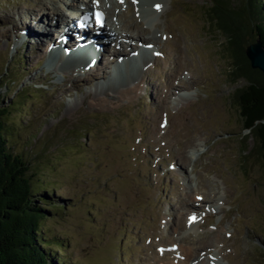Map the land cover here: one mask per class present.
<instances>
[{
  "label": "rangeland",
  "instance_id": "rangeland-1",
  "mask_svg": "<svg viewBox=\"0 0 264 264\" xmlns=\"http://www.w3.org/2000/svg\"><path fill=\"white\" fill-rule=\"evenodd\" d=\"M37 1L0 0V105L8 109L13 149L49 175L45 186L65 203L42 224L48 237L67 241L57 253L68 264H157L160 258L170 264L184 261L180 247L191 246L198 252L190 264H264V167L233 98L246 80L234 79L227 37L206 14L212 0H95L108 27L122 28L132 6L155 57L143 55L123 78H112L110 65L90 81L93 65L69 66L53 51L76 46L63 17L47 15L45 46H38L40 34L24 29L44 27ZM44 1L48 13L60 7L79 14L69 0ZM241 3L231 0L233 7ZM105 31L95 41L93 33L83 36L98 46V65L113 49L132 52L126 38L123 47ZM174 48L180 53L166 61ZM13 56L24 67L14 66ZM158 61L164 71L154 67ZM139 82V95L117 96ZM96 89L119 101L94 100Z\"/></svg>",
  "mask_w": 264,
  "mask_h": 264
},
{
  "label": "trees",
  "instance_id": "trees-1",
  "mask_svg": "<svg viewBox=\"0 0 264 264\" xmlns=\"http://www.w3.org/2000/svg\"><path fill=\"white\" fill-rule=\"evenodd\" d=\"M241 2L233 7L231 0H212L206 14L209 23L227 37L225 51L234 79L246 80L233 98L243 127L256 138V151L264 167V75L252 68L246 56L247 43L259 39L264 47V0ZM15 56L14 66L24 67L23 59L18 62ZM5 78L4 84L9 85ZM7 116L6 105H0V264H68L69 258L57 253L65 250L67 241L48 237L42 226L46 218L66 209L65 203L45 186L49 175L43 174L25 152L13 149Z\"/></svg>",
  "mask_w": 264,
  "mask_h": 264
},
{
  "label": "bare ground",
  "instance_id": "bare-ground-1",
  "mask_svg": "<svg viewBox=\"0 0 264 264\" xmlns=\"http://www.w3.org/2000/svg\"><path fill=\"white\" fill-rule=\"evenodd\" d=\"M78 3H79L78 0H77V2H76V0H71V1L69 0L68 1L69 8H74L76 5H78ZM87 5H89V6L90 5H94V0H87ZM46 9H48V3L47 2H45L44 0L37 1V6L35 7V10H37V11L40 10V13H38V14H41V15H38L37 14V17L36 18H37V21H38L39 24H44V27L42 25V27H38L37 30L34 29V27L32 28V26L31 27H29V26L24 27V29H26L29 33L34 34L33 36H36V35L40 34L43 37V39H41L38 42V46L39 47L41 45H43V46L47 45V43H49L50 40H51V37L49 35L50 34L49 33L50 29L48 31L45 29V26H47V25L50 26V21L52 20V18H51V20L48 21V16H47L48 14H55L57 16V18L63 17L62 22H65L67 26H68V23H69L70 19L67 20L64 17H66V18H69V17L72 18L74 15L77 14V12L76 11L74 12L73 10H71L68 13L66 10H63L60 7L59 8H55L54 11H51L49 13H48V11H46ZM132 12H133V7L130 6L128 8V10L125 12L126 15H127V17H128V20L123 25L122 28H119L115 24H111L109 27H108V24H106V23L104 25H101L99 27V29L102 30V33L100 35H103L104 34V30H106L105 31L106 36H107L106 39H109L108 37H115L114 39H116V40L118 38H126L129 41H131V42L134 41V42H136L138 44H141L144 47H146V51H145V54H144L145 56H148V57L151 56L152 57L151 50H152V46H153L152 45L153 44V41L151 40V38H149L148 36H146V32L147 31L144 29V27L142 26V24L139 21H136L134 19L133 15H132ZM78 16H79V14L76 15V18ZM8 20H10V19L9 18H3L2 19V21H5V22H7ZM15 27L16 28H19V25H15ZM72 27H74V26H72ZM86 28H84V32H83L84 35L88 34V32L90 30V29L88 30ZM119 29H122V32H119ZM73 30H74L75 33L74 32H70V33L75 35L74 36L75 37V45H77L78 43H82V42L83 43L89 42V41H87V39H89L88 36H87L88 38H84L83 37L84 35L81 34V36H78L77 37L76 36V30L74 28H73ZM135 30H137V31H135ZM92 36L90 35V39L92 37V41H95L96 40L95 34L93 33ZM135 45L136 44H134V45L131 44L130 45V48L132 49V52L133 51H136V48L137 47ZM120 46H122V43H120ZM180 49L181 48H179V49L174 48V49L169 50L165 54L166 61H174L173 53H180V51H181ZM87 50H89V47L87 48ZM62 52L60 54V56H61L60 58H64L65 57L64 51H62ZM51 53H52V51H51ZM120 55H122V52L121 51L119 52L117 49H113V56L110 58V60H105V61L103 60L104 63L102 65L95 64L91 68V70H90L91 72H89L90 73V77L85 78V81H90V79H92V78L99 77L100 76V73L104 76L105 75V72H106V68L109 67L110 65H112L114 63V60L117 59V57H119ZM84 59H85V57H82L81 55H76L75 54V56H74L73 59H65V62H67L69 64V66H73V67L75 66L76 67V65H78L79 62L85 63L84 62ZM182 59H183V56H182ZM184 60H185V58H184ZM186 61L188 62V60H186ZM175 62L179 64V66L177 65L178 66L177 67L178 68L177 70L180 71L182 69L181 68L182 64H184L183 63V60L181 61V58H179V56H178L175 59ZM185 65H186V63H185ZM154 67L156 69L159 68V70L161 69L163 71L165 69L164 68L165 66L162 65L161 61L155 62L154 63ZM175 78H176V74L175 73L174 74L173 73H170L169 74V77H168L169 87H175V85H174ZM65 87L66 86H63L61 89H64L65 90ZM140 87H141V83L139 82V83L133 84L132 86H129V87H126V88H123V89L121 88L120 90H117L115 92H118L119 93V95H117L119 98L122 95V96H128L131 99L133 96L139 95V89H140ZM109 88H110V86L108 87V89ZM104 93H106V92L103 89H96L94 91V93H93V99L94 100H97L99 102H102V103H107V101L108 102H112L113 101L114 103H116L115 101H119L118 97H116L115 94H111L110 95V98H113V99H110L109 98V100H108L107 97L103 96ZM170 93H171L170 91L166 92V94H165L164 97L169 96ZM74 107L76 108V105L73 104V106L70 107V110L75 109ZM186 158H187L186 155H182L181 156V160H185L186 161ZM185 161H183V164L186 163ZM197 195L199 196V194H197ZM201 247H204V246L202 244H199V248H201ZM180 251H181L180 252L181 257L184 256V261L182 260V261H180L177 264H190L189 263L190 260L197 259L198 247L197 248H193L191 246L190 247H185L184 246V247H180ZM169 254H170V252H169ZM164 259L165 258H160L157 261V264H169V263L165 262ZM216 259H218V258H216ZM170 264H174V262H172V263L170 262ZM217 264H220V263H218V261H217Z\"/></svg>",
  "mask_w": 264,
  "mask_h": 264
},
{
  "label": "water",
  "instance_id": "water-1",
  "mask_svg": "<svg viewBox=\"0 0 264 264\" xmlns=\"http://www.w3.org/2000/svg\"><path fill=\"white\" fill-rule=\"evenodd\" d=\"M246 56L252 68L260 70L264 75V47L259 39L246 48Z\"/></svg>",
  "mask_w": 264,
  "mask_h": 264
},
{
  "label": "snow or ice",
  "instance_id": "snow-or-ice-1",
  "mask_svg": "<svg viewBox=\"0 0 264 264\" xmlns=\"http://www.w3.org/2000/svg\"><path fill=\"white\" fill-rule=\"evenodd\" d=\"M193 219H194V217H193Z\"/></svg>",
  "mask_w": 264,
  "mask_h": 264
}]
</instances>
